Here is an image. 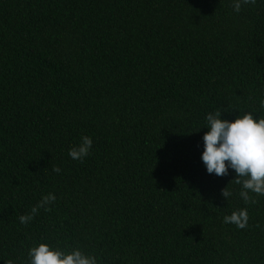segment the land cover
I'll use <instances>...</instances> for the list:
<instances>
[{
	"label": "trees",
	"instance_id": "16d2710c",
	"mask_svg": "<svg viewBox=\"0 0 264 264\" xmlns=\"http://www.w3.org/2000/svg\"><path fill=\"white\" fill-rule=\"evenodd\" d=\"M232 5L0 0V264L41 243L97 264H264V195L245 204L235 171L201 159L209 113L264 118V0ZM245 208V229L223 222Z\"/></svg>",
	"mask_w": 264,
	"mask_h": 264
},
{
	"label": "clouds",
	"instance_id": "9594fccd",
	"mask_svg": "<svg viewBox=\"0 0 264 264\" xmlns=\"http://www.w3.org/2000/svg\"><path fill=\"white\" fill-rule=\"evenodd\" d=\"M256 0H233V10L241 11L242 5H255ZM264 106V101H261ZM224 112H227L226 110ZM220 110L206 116L207 129L203 137L204 151L201 159L209 174L223 177L233 169L236 178L231 182L241 185L240 197L245 204H255L257 201L249 193L264 195V118L256 119L252 113L238 117L234 122L221 119ZM92 139L82 137V143L69 150L68 155L73 160L83 161L90 154ZM54 172L61 171L53 167ZM226 199L232 195L228 188L221 190ZM54 194L42 197L41 201L31 209L28 215L20 216V222L27 224L37 214L40 208L45 211L51 209L48 205L54 203ZM249 214L247 209L233 211L224 217L225 224H233L238 229L248 227ZM259 227V225H257ZM30 264H97L95 256L85 255L81 250L75 249L70 253L54 250L48 244L41 243L29 250ZM7 264H13L11 260Z\"/></svg>",
	"mask_w": 264,
	"mask_h": 264
}]
</instances>
